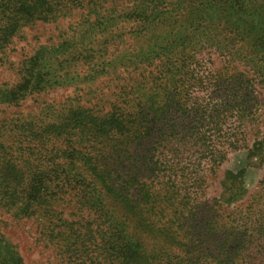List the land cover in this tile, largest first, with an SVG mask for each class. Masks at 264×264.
I'll use <instances>...</instances> for the list:
<instances>
[{
	"label": "trees",
	"instance_id": "16d2710c",
	"mask_svg": "<svg viewBox=\"0 0 264 264\" xmlns=\"http://www.w3.org/2000/svg\"><path fill=\"white\" fill-rule=\"evenodd\" d=\"M81 2L0 0V43L20 26L65 15ZM225 2L151 0L137 13L135 46H126L107 63L113 68L117 61H121L126 70L120 92L110 102L111 109L104 114L94 109L68 110L44 126L42 133H49L46 137L39 136V140L58 142L57 157L80 161L99 181L101 188L122 204L137 226L148 231L160 229L170 235L171 246L186 248L183 258L165 261L166 264H264V222L261 220L244 222V227L238 231L230 225L234 231L223 236H218L216 229L212 232L209 221L205 227H200L196 245L189 246L179 240L188 233L191 239L198 229L190 221L194 222L196 195L203 188L206 177L214 174L226 161L229 150L241 149L238 142H245L243 130L225 128L224 125L248 108L250 95L248 80L243 73L214 72L211 61L199 56L200 51L190 50L187 44L192 37L201 35L205 38L195 39L210 41L212 37L200 31L208 27L213 36L222 37L220 42L223 45L217 48L223 50L220 53L233 56L235 48V53L244 57V54L253 58L261 54L264 58V24L258 20L256 29L252 23L255 15L252 20L246 17L250 10L258 9L256 4L230 0L234 20L228 22V18L220 20L212 14L214 9L226 8ZM221 25L222 34L217 32ZM229 26L238 39L235 45H230ZM108 29L105 27L107 34L111 33ZM123 35L127 36V33ZM114 42L109 35L104 51L107 52ZM231 46L232 51L227 49ZM51 58L56 62L57 58ZM153 60L157 61L154 66L156 76L145 72L146 67L153 65ZM260 67L264 69V61ZM133 69L140 70L138 79ZM60 73L56 69L47 82L57 84ZM243 155L247 167L250 159L261 160L264 157V137L246 147ZM12 161L8 159L0 163L7 171L0 174V187L4 191L2 199L8 203L19 198L16 189L11 192L10 188V177L12 173L16 174ZM244 167L225 172V190L221 199L227 204L237 200L245 191L239 183ZM181 195L186 196L185 202H182ZM28 199L32 203L29 208L32 213L36 208L41 210L44 205L53 203L35 190L28 191ZM186 209H190L189 214H185ZM168 212L172 215L167 216ZM232 218L236 219L229 214L226 222L232 223ZM183 220L189 223V229L181 235V230L173 226ZM218 228L223 229V225ZM241 231V234L237 233ZM254 248L257 252L252 256L243 255L244 250ZM104 251L103 257H107L104 261L110 263L114 262L113 257L120 256L126 264H150L148 254H141L129 242L122 246L112 242ZM98 255L94 257L98 258ZM0 264H21L14 252L1 241Z\"/></svg>",
	"mask_w": 264,
	"mask_h": 264
},
{
	"label": "rangeland",
	"instance_id": "374dc122",
	"mask_svg": "<svg viewBox=\"0 0 264 264\" xmlns=\"http://www.w3.org/2000/svg\"><path fill=\"white\" fill-rule=\"evenodd\" d=\"M150 1L82 0L80 6L71 8L65 15L20 26L0 43V163L13 160L16 174L12 173L10 177V188L11 192L16 189L19 195L13 202H5L0 187V241L14 252L21 264H126L120 256L113 257L111 263L104 261L107 258L103 257L104 249L112 242L116 246L131 243L141 254H148L150 264H166L165 261L184 256L186 248L171 246L170 235L160 229L148 231L137 226L122 204L101 188L99 181L80 161L57 157V141L39 140L40 135L46 137L49 134L42 133L44 126L68 110L94 109L104 114L111 109L110 102L119 94L126 70L121 61L113 68L107 63L126 46H135L137 13ZM245 2L247 5L255 3L258 7L246 16L252 20L255 15L252 23L257 29L258 20L264 24V0ZM229 4L230 0H226V8L214 9L212 14L220 20H234ZM105 27L111 33L107 34ZM200 31L207 32L212 39L198 41L195 38L204 39L205 35L194 36L187 44L188 48L200 51L199 56L210 60L214 72L243 73L250 95L248 108L224 125L225 128L243 130L245 142H238L241 149L228 151L226 161L214 174L206 177L203 188L197 193L193 207L195 219L190 223L198 229L191 239L189 233L187 237L179 238L189 246L197 244L195 239L200 227H205L209 221L212 223L209 228L212 232L216 229L218 236L234 231L230 225L238 231L244 227V222H264V157L250 159L247 167L243 155L246 147L264 137V69L260 67L264 58L261 54L254 58L244 54V57L235 53V48L233 56L220 53L223 50L217 48L223 45L222 37L213 36L208 27ZM217 32L222 34V25ZM228 33L230 45L238 43L230 26ZM109 35L115 42L105 52V40ZM232 48L227 49L232 51ZM51 56L57 58L56 62H52ZM153 61L145 72L156 76L154 66L157 61ZM56 69L61 72L60 80L51 85L53 81H47L52 79L50 75L55 74ZM139 71L133 69L137 79ZM242 166H245V172L239 183L245 191L227 204L221 199L225 172ZM3 172L7 171L0 165V174ZM30 190L37 191L44 199L53 200L52 205L30 212L32 203L27 200ZM180 198L182 202L186 201L185 195ZM189 210L186 209L185 214H189ZM229 214L236 218H232V223L226 222ZM171 215L172 212L167 213V216ZM216 220L219 222H214ZM221 224L223 229L218 228ZM173 228L180 229L184 235L189 223L183 220L175 223ZM256 252L255 248L244 250L243 255L252 256ZM96 254H99L98 258L94 257Z\"/></svg>",
	"mask_w": 264,
	"mask_h": 264
}]
</instances>
